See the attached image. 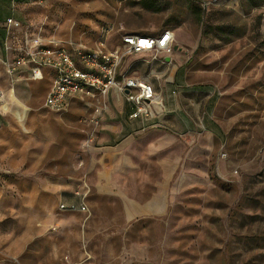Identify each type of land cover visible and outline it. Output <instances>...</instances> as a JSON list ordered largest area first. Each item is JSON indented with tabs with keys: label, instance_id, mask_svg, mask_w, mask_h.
<instances>
[{
	"label": "rangeland",
	"instance_id": "rangeland-1",
	"mask_svg": "<svg viewBox=\"0 0 264 264\" xmlns=\"http://www.w3.org/2000/svg\"><path fill=\"white\" fill-rule=\"evenodd\" d=\"M21 12L35 26L44 23L47 33L90 45L103 28L109 30L111 47L126 32L173 31L169 61L130 53L121 66L172 61L190 88L209 91L188 97L194 102L187 107L207 127L183 134L179 146L160 152L138 140L95 150L72 142V129L65 128L70 162L62 171H70L69 184L80 190L89 211L56 207L51 217L61 224L28 240L23 229L31 209H24L21 221L13 215L19 211L15 204H1L0 264H264V4L156 0L151 10L141 0H28ZM85 109L76 119L82 129L79 142L91 129ZM50 113L48 119L64 117ZM100 171L124 197L139 201L167 188L168 212L126 222L123 200L95 188ZM5 175V182H24L20 175ZM37 210L39 220L52 211Z\"/></svg>",
	"mask_w": 264,
	"mask_h": 264
},
{
	"label": "crops",
	"instance_id": "crops-1",
	"mask_svg": "<svg viewBox=\"0 0 264 264\" xmlns=\"http://www.w3.org/2000/svg\"><path fill=\"white\" fill-rule=\"evenodd\" d=\"M0 1V7H4L3 10L0 9V26L9 16L23 18L22 3L13 9L11 0ZM0 51L3 52L2 46ZM166 57L163 56L165 59ZM153 58L157 59L154 55ZM171 65L172 61L167 65H159V62L154 60L139 64L138 70L133 68V64L129 65L127 70H130L133 76L152 83L161 96L160 104L156 106L157 117L146 122L130 119L131 109L124 96L113 89L108 96L109 109L103 116L98 138L92 149L113 148L138 140L143 142L149 151L160 152L179 146L183 134L195 132L198 127H207L203 119H195L187 107L194 102L189 100L190 97H196L202 92L208 94L209 91L190 88L184 80V72ZM28 73V69H24V79L11 91L7 75L0 69V87L8 91V99L0 107V205H9L11 202L15 204L19 211L13 215L21 221L24 219V209H31L29 223L23 231L28 230V240H33L60 222L51 217L56 207L59 210V204L81 201L80 190L69 184L70 171H62L63 163L67 166L70 162L66 154L70 151V137H66L64 142L63 131L65 128L72 129V142L84 143L78 140L82 129L76 119L83 116L85 106L73 101L70 108L62 113L64 117L60 120L48 119L52 116L50 112H55L44 106L46 94L52 84L53 71L43 69V78L39 81L28 80ZM205 104L207 109L210 101ZM194 107L197 113L199 106L195 104ZM87 109L90 111V108ZM105 172H99V179L94 186L102 194L114 195L123 200L126 222L160 217L168 212L170 195L167 188H162L158 194L139 201L124 197L121 190L113 188L110 177ZM11 173L23 177L24 182H5L1 179L2 174ZM24 177L33 178L28 182ZM54 177L58 180H54ZM39 207L52 210L51 213L48 212L50 214L45 220L38 219ZM20 209H23V212ZM1 216L3 214L0 213V218ZM25 239L23 240L26 241ZM22 244V248L27 246Z\"/></svg>",
	"mask_w": 264,
	"mask_h": 264
},
{
	"label": "built area",
	"instance_id": "built-area-1",
	"mask_svg": "<svg viewBox=\"0 0 264 264\" xmlns=\"http://www.w3.org/2000/svg\"><path fill=\"white\" fill-rule=\"evenodd\" d=\"M19 4L11 0L13 9ZM2 30V31H1ZM108 29L103 28L99 38L92 45L82 38L61 39L55 33L45 32L44 23L34 25L23 18L9 16L0 26V69L8 77V87L14 91L24 79L28 69V80L39 81L43 69L53 71V79L44 106L63 113L73 101L90 108L86 122L91 129L85 140L86 146H93L98 138L103 116L109 109L108 96L115 89L122 94L129 105L130 119L150 121L157 117L156 106L161 96L154 85L140 77L133 76L122 68L130 53H152L154 57L171 56L174 52V32L169 29L158 34L124 33L120 43L109 46L106 39ZM8 91L0 87V107L6 103ZM63 212H88L89 207L79 203H61Z\"/></svg>",
	"mask_w": 264,
	"mask_h": 264
},
{
	"label": "trees",
	"instance_id": "trees-1",
	"mask_svg": "<svg viewBox=\"0 0 264 264\" xmlns=\"http://www.w3.org/2000/svg\"><path fill=\"white\" fill-rule=\"evenodd\" d=\"M28 0H18V2L21 4L27 3ZM249 3L253 5H263L264 0H247ZM141 4L147 8L154 10V6L156 5V0H141Z\"/></svg>",
	"mask_w": 264,
	"mask_h": 264
},
{
	"label": "water",
	"instance_id": "water-1",
	"mask_svg": "<svg viewBox=\"0 0 264 264\" xmlns=\"http://www.w3.org/2000/svg\"><path fill=\"white\" fill-rule=\"evenodd\" d=\"M166 60H167V61H169V60H170V57H169V56H167V57H166Z\"/></svg>",
	"mask_w": 264,
	"mask_h": 264
}]
</instances>
